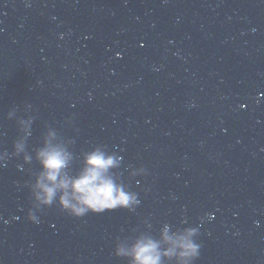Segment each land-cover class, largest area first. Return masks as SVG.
Listing matches in <instances>:
<instances>
[{"label":"water","instance_id":"obj_1","mask_svg":"<svg viewBox=\"0 0 264 264\" xmlns=\"http://www.w3.org/2000/svg\"><path fill=\"white\" fill-rule=\"evenodd\" d=\"M168 223L199 228L195 264H264V0H202Z\"/></svg>","mask_w":264,"mask_h":264},{"label":"clouds","instance_id":"obj_2","mask_svg":"<svg viewBox=\"0 0 264 264\" xmlns=\"http://www.w3.org/2000/svg\"><path fill=\"white\" fill-rule=\"evenodd\" d=\"M31 109L28 104L22 111L7 112V118L15 121L19 135L10 152L0 151V166L12 158H22L29 165L30 178L25 182L31 200L28 220L39 223L38 213L52 206L80 218L116 209L132 211L141 203L130 181L144 175L146 170L129 164L121 171L124 158L119 151L97 144L74 153L71 148L74 139L62 137L56 128L48 125L41 133L40 143L29 150L28 141L36 119ZM33 162L39 166L38 170L32 169ZM184 225L165 222L155 233L149 230L134 237H117L114 255L124 258L126 264H195L201 249L199 228Z\"/></svg>","mask_w":264,"mask_h":264}]
</instances>
